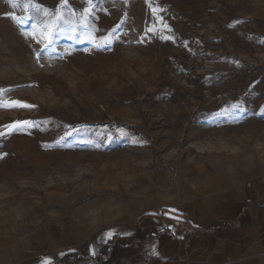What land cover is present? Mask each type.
<instances>
[{
	"label": "rangeland",
	"instance_id": "1",
	"mask_svg": "<svg viewBox=\"0 0 264 264\" xmlns=\"http://www.w3.org/2000/svg\"><path fill=\"white\" fill-rule=\"evenodd\" d=\"M25 2L0 0V66L8 68L0 71V86L15 88L39 80V87L7 96L39 104L41 110L0 109V123L17 116L51 117L76 126L116 123L150 143L137 146L123 140L100 148L74 143L46 152L39 144L56 138L55 128L32 138L0 141V150L12 154L0 162V261L18 260L38 232L47 233L48 224L137 221L144 212L180 199L190 181L219 175L244 180L264 173V46L257 43L264 39V0H160L180 36L203 42L202 49L192 44L194 56L158 40L128 43L151 22L148 6L144 0H104L109 14L100 13L98 26L110 28L123 19L122 30L129 32L125 43L112 53L89 55L81 51L89 47L87 41L60 36L57 50L70 45L76 52L44 69L35 66L20 35L30 30L31 21L18 24L5 15L15 11L22 16ZM33 2L54 11L59 0ZM81 3L70 0L78 14ZM216 8L218 12L210 11ZM231 17L247 22L229 30L225 25ZM73 20L78 23V17ZM217 39L221 43H213ZM222 55L243 60L244 66L216 59ZM180 67L192 78L180 74ZM206 75L214 77L210 86L201 82ZM172 88L177 94L171 101L153 99ZM231 103L245 107L244 121L213 126L210 113ZM197 110L201 115L194 120ZM146 176L152 177L151 183ZM170 189L175 191L171 197L166 195Z\"/></svg>",
	"mask_w": 264,
	"mask_h": 264
},
{
	"label": "crops",
	"instance_id": "2",
	"mask_svg": "<svg viewBox=\"0 0 264 264\" xmlns=\"http://www.w3.org/2000/svg\"><path fill=\"white\" fill-rule=\"evenodd\" d=\"M170 205L183 213L184 223L175 225V235L167 228L159 231L174 221L145 215L137 221L95 220L84 227L72 221L51 223L47 233L38 232L26 252L9 264H40L46 256L54 264H264V173L244 180L219 175L190 181ZM113 227L133 235L117 237L91 256L89 245ZM153 244L157 256L149 254ZM69 247L77 252L58 255Z\"/></svg>",
	"mask_w": 264,
	"mask_h": 264
},
{
	"label": "snow or ice",
	"instance_id": "3",
	"mask_svg": "<svg viewBox=\"0 0 264 264\" xmlns=\"http://www.w3.org/2000/svg\"><path fill=\"white\" fill-rule=\"evenodd\" d=\"M104 0H83L79 5L82 11L77 13L70 5V0H59L54 11H50L48 7L42 6L40 3H34L33 0H27L23 4V15L19 16L15 11L6 13L11 20L18 24H24L31 21L30 30L20 32V35L27 41L32 51V58L35 66L39 69H44L46 64H54L57 61H65L72 56L76 49L70 45L65 46L58 51L55 47L58 37L63 36L69 41H73L76 37V43L88 42L89 47L82 49L85 54L100 51L112 53L117 44L125 43V38L129 37L128 31L122 30V25L125 23L123 19L119 23L114 24L110 28L99 27L100 13L108 15L107 9L103 7ZM144 4L148 6V12L151 22L146 23L142 32L138 36L132 37L127 42L130 44L147 45L153 40H158L161 43H170L173 46L184 49L190 56L195 55V50L192 44H196L203 48V42L200 39L183 38L173 28L169 22V17L164 13L169 11L160 0H144ZM86 5V6H85ZM13 7H19L18 4H13ZM67 11V15L65 14ZM210 11L218 12L219 9H211ZM31 13V14H29ZM78 17V23L73 18ZM245 19L239 17H231L225 27L229 30H235L240 25L246 23ZM201 27L202 25H197ZM249 39H251L249 37ZM213 43L219 44L220 40H214ZM260 46H264V39L257 41ZM131 54V53H130ZM203 54V53H202ZM219 61H224L232 64L234 67L244 66V61L230 55H222L216 58ZM23 67V66H22ZM17 70H21L17 68ZM0 71H8V68L0 66ZM178 72L191 79L189 73L183 67L178 69ZM214 80L212 75L202 77L201 82L205 85H211ZM39 80H32L29 83L8 88L0 86V109L5 111L30 112L41 110L40 105L32 103L26 99L8 97L7 93L13 90H20L25 87H39ZM251 87V85H250ZM177 94V90L172 88L169 91L159 93L154 100L157 102L171 101L173 96ZM261 112H264V105L261 106ZM247 110L241 103H231L227 106H222L217 111L210 113L213 126L235 125L244 121V116ZM201 113L197 110L193 114V119H199ZM57 129L56 138L51 141H41L39 146L44 151H50L55 148H71L74 143H82L91 145L96 148L108 146L123 140H127L133 145L148 146L149 141L141 135H130L126 125L116 123H106L101 125H81L76 126L71 123H60L53 121L51 117L46 118H31L17 116L5 123H0V141H7L13 136H22L32 138L36 133H49L53 129ZM81 133H86L83 139L74 140V137ZM71 141V142H70ZM203 151V149H201ZM9 155V152L0 150V162H3ZM145 216L158 219L165 218L166 221H174L175 224L167 223L162 226L159 231L164 232L165 228L175 235V225L184 223L183 213L174 206L160 205L156 210L144 212ZM189 223H191L189 221ZM194 228L199 225L193 224ZM131 231H120L117 228H109L102 230L97 236L94 244H90L88 252L95 257L98 254L99 247L107 246L117 237H130ZM180 239H183L181 236ZM77 249L69 247L67 252L61 251L58 253L60 257H65L69 253H76ZM149 254L157 256L156 246L153 244L149 249ZM40 264H54L52 257H43Z\"/></svg>",
	"mask_w": 264,
	"mask_h": 264
},
{
	"label": "clouds",
	"instance_id": "4",
	"mask_svg": "<svg viewBox=\"0 0 264 264\" xmlns=\"http://www.w3.org/2000/svg\"><path fill=\"white\" fill-rule=\"evenodd\" d=\"M145 180H147L149 183H151L152 182V177L151 176H146ZM148 191H149L148 189H145L146 194L148 193ZM132 195H135V193H133ZM166 195L171 197L172 195H175V191L170 189V190H168L166 192ZM3 251H4L3 245H0V254H2Z\"/></svg>",
	"mask_w": 264,
	"mask_h": 264
}]
</instances>
